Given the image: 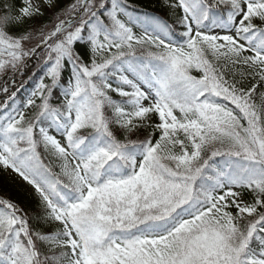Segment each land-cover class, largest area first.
<instances>
[{
  "label": "snow or ice",
  "instance_id": "snow-or-ice-1",
  "mask_svg": "<svg viewBox=\"0 0 264 264\" xmlns=\"http://www.w3.org/2000/svg\"><path fill=\"white\" fill-rule=\"evenodd\" d=\"M0 174V264H264V0H0Z\"/></svg>",
  "mask_w": 264,
  "mask_h": 264
},
{
  "label": "trees",
  "instance_id": "trees-1",
  "mask_svg": "<svg viewBox=\"0 0 264 264\" xmlns=\"http://www.w3.org/2000/svg\"><path fill=\"white\" fill-rule=\"evenodd\" d=\"M138 2L144 7L152 8V6L157 3V0H138ZM153 10L159 11L158 8ZM31 88L32 85L29 84L27 88L22 90L21 95H27V92L30 91ZM53 102L55 103L56 101ZM27 192L28 189L15 186L7 177L0 174V194H9L14 199L19 198L22 202H27Z\"/></svg>",
  "mask_w": 264,
  "mask_h": 264
},
{
  "label": "rangeland",
  "instance_id": "rangeland-1",
  "mask_svg": "<svg viewBox=\"0 0 264 264\" xmlns=\"http://www.w3.org/2000/svg\"><path fill=\"white\" fill-rule=\"evenodd\" d=\"M15 186L17 187H22V188H25V189H28L27 186L22 182L20 181L18 178H16L14 176V174L11 176V177H7Z\"/></svg>",
  "mask_w": 264,
  "mask_h": 264
}]
</instances>
